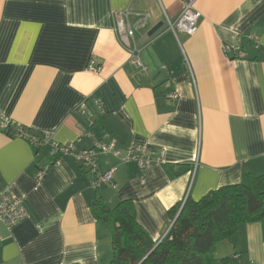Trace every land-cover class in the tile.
I'll return each mask as SVG.
<instances>
[{
  "label": "crops",
  "instance_id": "0c3cea01",
  "mask_svg": "<svg viewBox=\"0 0 264 264\" xmlns=\"http://www.w3.org/2000/svg\"><path fill=\"white\" fill-rule=\"evenodd\" d=\"M187 2L199 29L177 37L168 23ZM125 11L132 24L150 15L135 32L143 67L116 31ZM175 89L181 97L169 99ZM0 114L77 150L104 141L163 151L144 168L103 155L114 185L96 190L74 156L0 130V195L27 209L12 229L0 224V263L111 264V230L90 207L97 195L110 207L133 201L158 243L187 199L264 175V0H0ZM236 253L238 264H264V218L216 246L226 264Z\"/></svg>",
  "mask_w": 264,
  "mask_h": 264
},
{
  "label": "trees",
  "instance_id": "16d2710c",
  "mask_svg": "<svg viewBox=\"0 0 264 264\" xmlns=\"http://www.w3.org/2000/svg\"><path fill=\"white\" fill-rule=\"evenodd\" d=\"M31 135L43 132L30 127ZM43 145H37L36 152ZM95 218L112 233L111 264H226L216 256L219 242L231 239L242 223L264 218V175L222 186L199 201L187 199L168 234L157 244L138 222L131 200L110 207L100 195L90 202ZM178 209L172 210L174 215Z\"/></svg>",
  "mask_w": 264,
  "mask_h": 264
},
{
  "label": "built area",
  "instance_id": "2783aa9c",
  "mask_svg": "<svg viewBox=\"0 0 264 264\" xmlns=\"http://www.w3.org/2000/svg\"><path fill=\"white\" fill-rule=\"evenodd\" d=\"M201 13L195 9L192 2H187L184 10L175 22L169 21V29L177 37L180 33L194 35L199 29V19ZM129 12H121L116 17V31L120 40L130 51V60L137 67H143L141 60V48L136 44L135 32L140 28H145L149 24L150 15L148 13L138 14L134 24L128 20ZM181 93L175 89L168 94V98L178 100ZM0 130L14 137H21L29 140L34 145H51L52 151L56 156L72 155L80 163L82 169L93 176L91 185L97 190L103 184L114 185L115 170L113 168L103 169L101 158L105 154H112L122 163H136L141 168L146 167L152 162H162L163 151H154L145 144H131L125 148H118L114 143L95 141L89 149L77 150L75 143H58L52 140L51 133H44L43 138L31 135L26 130V126L17 123L5 115L0 114ZM48 171V167L39 169L35 173L36 180L42 179ZM27 216V209L20 197L12 191H5L0 195V224L7 229H12ZM2 239L0 237V245ZM241 254L236 253L232 259L238 264ZM1 264V263H0Z\"/></svg>",
  "mask_w": 264,
  "mask_h": 264
},
{
  "label": "water",
  "instance_id": "95a60500",
  "mask_svg": "<svg viewBox=\"0 0 264 264\" xmlns=\"http://www.w3.org/2000/svg\"><path fill=\"white\" fill-rule=\"evenodd\" d=\"M162 26H163V23H159V24L155 25L154 27H152V28L149 30V32H148V34H147V37H151V36H153L154 34H156V33L161 29ZM180 212H181V209L179 210V213H178L177 216L175 217V220H176L177 217L179 216ZM175 220H174V221H175ZM158 243H159V242H158ZM158 243H157V244H158Z\"/></svg>",
  "mask_w": 264,
  "mask_h": 264
}]
</instances>
